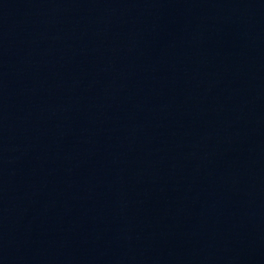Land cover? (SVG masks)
<instances>
[{"label": "water", "instance_id": "water-1", "mask_svg": "<svg viewBox=\"0 0 264 264\" xmlns=\"http://www.w3.org/2000/svg\"><path fill=\"white\" fill-rule=\"evenodd\" d=\"M0 264H264V0H0Z\"/></svg>", "mask_w": 264, "mask_h": 264}]
</instances>
